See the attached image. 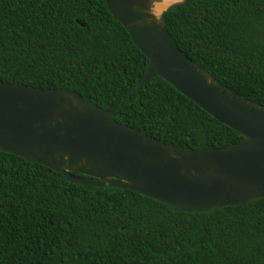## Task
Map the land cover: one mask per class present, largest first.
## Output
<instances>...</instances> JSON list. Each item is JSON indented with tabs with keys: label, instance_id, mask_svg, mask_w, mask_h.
<instances>
[{
	"label": "trees",
	"instance_id": "obj_1",
	"mask_svg": "<svg viewBox=\"0 0 264 264\" xmlns=\"http://www.w3.org/2000/svg\"><path fill=\"white\" fill-rule=\"evenodd\" d=\"M163 16L184 54L264 106V0H193ZM147 62L103 0H0L1 81L77 92L184 149L244 139L158 75L137 88ZM0 264H264V198L183 212L0 150Z\"/></svg>",
	"mask_w": 264,
	"mask_h": 264
},
{
	"label": "water",
	"instance_id": "obj_2",
	"mask_svg": "<svg viewBox=\"0 0 264 264\" xmlns=\"http://www.w3.org/2000/svg\"><path fill=\"white\" fill-rule=\"evenodd\" d=\"M103 1L148 60L137 88L158 75L244 139L227 147L184 149L118 122L77 92L0 80V150L68 181L131 190L183 212L264 198V106L192 61L165 26L166 9L193 0H168L173 2L159 16L151 10L154 0Z\"/></svg>",
	"mask_w": 264,
	"mask_h": 264
},
{
	"label": "bare ground",
	"instance_id": "obj_3",
	"mask_svg": "<svg viewBox=\"0 0 264 264\" xmlns=\"http://www.w3.org/2000/svg\"><path fill=\"white\" fill-rule=\"evenodd\" d=\"M173 1H168V0H154V2L151 5V10L156 16H159V13L162 12L164 7L169 3Z\"/></svg>",
	"mask_w": 264,
	"mask_h": 264
},
{
	"label": "rangeland",
	"instance_id": "obj_4",
	"mask_svg": "<svg viewBox=\"0 0 264 264\" xmlns=\"http://www.w3.org/2000/svg\"><path fill=\"white\" fill-rule=\"evenodd\" d=\"M165 9V8H164Z\"/></svg>",
	"mask_w": 264,
	"mask_h": 264
}]
</instances>
